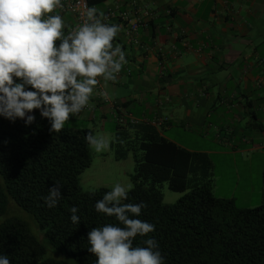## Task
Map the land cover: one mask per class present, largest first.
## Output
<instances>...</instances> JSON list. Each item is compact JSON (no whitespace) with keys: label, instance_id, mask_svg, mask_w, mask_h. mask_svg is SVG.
<instances>
[{"label":"trees","instance_id":"obj_1","mask_svg":"<svg viewBox=\"0 0 264 264\" xmlns=\"http://www.w3.org/2000/svg\"><path fill=\"white\" fill-rule=\"evenodd\" d=\"M50 127L49 120L38 114L28 126L24 120L12 122L0 116V216L10 203L16 204L33 217L61 257L47 258L27 223L15 217L0 224V254L7 255L11 264H75L71 259L95 264L96 257L88 251V232L119 222L95 211L107 189L79 188V176L92 159L85 140L92 131L64 127L55 133ZM113 139L114 159L131 155L135 162L133 186L123 202L145 203L141 215L133 218L155 225L154 232L138 235L134 246L144 247L145 239L154 238L165 264H264V204L240 209L231 199L215 197L213 164L207 153L188 151L142 121L117 122ZM56 181L63 185L62 198L49 208L43 197ZM163 183L184 195L174 204H164ZM73 206L79 209V224L70 219Z\"/></svg>","mask_w":264,"mask_h":264},{"label":"crops","instance_id":"obj_2","mask_svg":"<svg viewBox=\"0 0 264 264\" xmlns=\"http://www.w3.org/2000/svg\"><path fill=\"white\" fill-rule=\"evenodd\" d=\"M61 4L45 18L59 14L67 33L77 24L69 0ZM92 6L102 22L120 26L113 43L128 63L114 82L97 78L89 105L74 120L104 126L108 118L115 125L161 118L160 134L188 151L195 152L163 132L180 128L206 137L219 154L239 153L243 170L254 156L264 165V0H105ZM123 13L140 23L139 44L126 35ZM233 167L238 185L236 161Z\"/></svg>","mask_w":264,"mask_h":264},{"label":"clouds","instance_id":"obj_3","mask_svg":"<svg viewBox=\"0 0 264 264\" xmlns=\"http://www.w3.org/2000/svg\"><path fill=\"white\" fill-rule=\"evenodd\" d=\"M58 7L63 8L61 0H0V116L24 120L28 126L35 122L33 110H39L55 133L89 105L98 77L114 82L128 63L122 46L113 43L119 25L102 22L92 6L84 22L65 33L59 14L45 18ZM85 140L97 153L109 151L117 142L91 132ZM62 187L56 181L43 197L49 208L62 198ZM131 188L117 183L94 205L96 212L122 225L109 223L88 232V251L96 257L95 264H165L154 238L145 239L144 247L134 246L135 238L154 232L155 225L133 218L146 204L123 202ZM70 211L72 223L79 224V209L73 206ZM0 264L11 261L0 254Z\"/></svg>","mask_w":264,"mask_h":264},{"label":"rangeland","instance_id":"obj_4","mask_svg":"<svg viewBox=\"0 0 264 264\" xmlns=\"http://www.w3.org/2000/svg\"><path fill=\"white\" fill-rule=\"evenodd\" d=\"M17 82L19 81L17 80ZM33 112L41 116L39 110H33ZM64 127L87 128L92 131L93 135H101L112 140L114 137L115 122L111 118H108L104 126H102V122L99 120H95L91 123L82 120H74L73 117L70 116L69 121L65 123ZM163 133H165L168 138L187 148L193 149L195 152H201V150L205 149L213 150L211 153L207 154L213 164L214 175L212 193L215 197L220 196L228 198L232 196L231 198H234L235 206L240 209L253 208L264 204V195H262L264 181L261 177V167L264 169V165L261 166V157L259 159L254 156L251 160V165L248 167L246 164L243 170L239 153L235 154L226 151V155L219 154L220 148L211 146L210 143L206 141V137L186 133L180 128H175L170 132L164 131ZM90 151L92 158L90 166L79 176V188L81 191H93L101 188L111 191L117 183L125 187L129 184L133 186L131 175L134 174L135 162L131 155L125 160L116 161L111 150L97 153L90 148ZM247 154L248 153L243 154L244 159H246ZM234 159L239 175L241 176L238 185L236 184L237 179H235L234 175ZM249 172L252 181L249 180L248 182ZM160 190L163 194V203L166 205L174 204L184 195V193L171 191L166 183L161 185ZM9 217H15L27 223L32 235L45 247L47 258L55 260L60 259L61 255L48 245L43 232L37 227L31 215L16 204L10 203L6 212L0 216V224ZM71 261L75 264H80L72 259Z\"/></svg>","mask_w":264,"mask_h":264},{"label":"built area","instance_id":"obj_5","mask_svg":"<svg viewBox=\"0 0 264 264\" xmlns=\"http://www.w3.org/2000/svg\"><path fill=\"white\" fill-rule=\"evenodd\" d=\"M88 7H91L88 3V0H69L68 11L75 18L77 27L80 26L84 20L86 19V10ZM111 16L110 13L107 14V17ZM122 22L126 23V35L129 40L134 44H139L136 34L139 28L140 23L138 21L129 20L128 14L123 13L120 14ZM106 23V20L104 21ZM119 76V74L117 75ZM165 119H155L151 122L153 126H161L164 123ZM118 122H123L122 120H118Z\"/></svg>","mask_w":264,"mask_h":264}]
</instances>
